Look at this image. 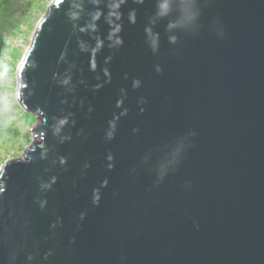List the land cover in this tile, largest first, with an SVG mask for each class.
I'll return each mask as SVG.
<instances>
[{
  "label": "water",
  "instance_id": "1",
  "mask_svg": "<svg viewBox=\"0 0 264 264\" xmlns=\"http://www.w3.org/2000/svg\"><path fill=\"white\" fill-rule=\"evenodd\" d=\"M161 2L51 0L38 21L0 264H264V0Z\"/></svg>",
  "mask_w": 264,
  "mask_h": 264
},
{
  "label": "rangeland",
  "instance_id": "2",
  "mask_svg": "<svg viewBox=\"0 0 264 264\" xmlns=\"http://www.w3.org/2000/svg\"><path fill=\"white\" fill-rule=\"evenodd\" d=\"M51 0H38L35 8L12 37L2 52L4 68L0 76V88L6 98V106L1 107L0 115L8 130L0 132V166L6 161L21 159L23 153L31 146L33 130L39 124L36 116L25 113L15 101L16 67L28 48L38 21L42 18ZM9 115L6 119L5 115ZM5 116V117H4Z\"/></svg>",
  "mask_w": 264,
  "mask_h": 264
},
{
  "label": "trees",
  "instance_id": "3",
  "mask_svg": "<svg viewBox=\"0 0 264 264\" xmlns=\"http://www.w3.org/2000/svg\"><path fill=\"white\" fill-rule=\"evenodd\" d=\"M38 0H0V76L4 63L2 52L5 45L12 37H16L17 31L33 11ZM6 106V98L0 88V109ZM9 119V115H5ZM4 116V117H5ZM4 119L0 115V132L8 131L4 126Z\"/></svg>",
  "mask_w": 264,
  "mask_h": 264
},
{
  "label": "clouds",
  "instance_id": "4",
  "mask_svg": "<svg viewBox=\"0 0 264 264\" xmlns=\"http://www.w3.org/2000/svg\"><path fill=\"white\" fill-rule=\"evenodd\" d=\"M116 7H119V5H116ZM168 11H169V3H168V0H162V2L159 3V5H158V15L159 16H162V17L163 16H166L168 14ZM72 18L75 19L76 18V15L73 14L72 15ZM96 19H98V16L96 17ZM172 26L173 25H169V27H172ZM81 30L83 31V29H81ZM118 30L119 29H117V31ZM146 31H148L149 33L151 32L150 29H147ZM171 40L174 42L175 41V37H171ZM116 43L119 44L120 41L117 40ZM152 46H153V50H155V46H156V40L155 39H153V41H152ZM93 67H95L94 64H93ZM60 123H61V125H63L65 123V121L62 120ZM0 174H2V169H0ZM0 190H2V189H0Z\"/></svg>",
  "mask_w": 264,
  "mask_h": 264
},
{
  "label": "snow or ice",
  "instance_id": "5",
  "mask_svg": "<svg viewBox=\"0 0 264 264\" xmlns=\"http://www.w3.org/2000/svg\"><path fill=\"white\" fill-rule=\"evenodd\" d=\"M0 189H2V190H0V192H3V191H4V189H3V187H2V186H0Z\"/></svg>",
  "mask_w": 264,
  "mask_h": 264
}]
</instances>
